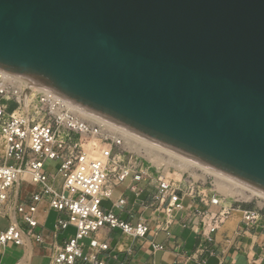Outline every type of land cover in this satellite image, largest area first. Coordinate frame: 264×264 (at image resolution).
<instances>
[{
	"label": "water",
	"instance_id": "obj_1",
	"mask_svg": "<svg viewBox=\"0 0 264 264\" xmlns=\"http://www.w3.org/2000/svg\"><path fill=\"white\" fill-rule=\"evenodd\" d=\"M0 70L264 194V0H0Z\"/></svg>",
	"mask_w": 264,
	"mask_h": 264
},
{
	"label": "built area",
	"instance_id": "obj_2",
	"mask_svg": "<svg viewBox=\"0 0 264 264\" xmlns=\"http://www.w3.org/2000/svg\"><path fill=\"white\" fill-rule=\"evenodd\" d=\"M84 112L56 94L0 70V216L8 221L0 232V245L24 246L25 237L37 244L44 242L36 217L37 206L44 200L61 215L56 220L59 231L74 229L63 245L53 247L49 264H105L97 256L108 251V244L98 238L105 229L143 239L156 222L169 235L174 225L187 226L184 217L190 208L186 196L199 200L191 213L200 217L204 236L215 233L235 210L240 211L244 226L261 221L260 211L240 204L213 212L210 207L219 206L224 197H209L197 182L181 195L161 177L144 206L151 211L148 217L139 216L130 224L112 210L104 211L102 202L112 201L116 188L128 182L127 189L139 197L144 190L138 184L149 181V176L125 149L115 125L95 116L87 119ZM21 182L37 187L29 203L18 202L11 195ZM126 204L120 197L112 208L122 212ZM262 230L264 234V224ZM86 240L89 252H84ZM152 247L163 250L161 244Z\"/></svg>",
	"mask_w": 264,
	"mask_h": 264
},
{
	"label": "crops",
	"instance_id": "obj_3",
	"mask_svg": "<svg viewBox=\"0 0 264 264\" xmlns=\"http://www.w3.org/2000/svg\"><path fill=\"white\" fill-rule=\"evenodd\" d=\"M134 161L149 176V181L138 184V188L144 191L136 197L127 189L128 182H125L115 189L112 201L105 200L101 204L104 211L112 210L121 221L130 224H135L139 216L148 217L151 214V211L144 206L150 200L154 191L153 186L160 177L167 181L160 169L146 160L144 161L147 164ZM192 182L200 184V188L204 189L209 197L215 195L203 179L195 181L192 177L191 180H184L183 175H180V178H171L169 184L177 188L179 194L186 195L189 184ZM23 186L24 189H22ZM36 191V186L21 182L13 189L11 195L14 199L16 197L18 202L29 203L30 197ZM120 197H124L127 201L122 212L112 208V202ZM104 202L109 206L105 207ZM198 202L197 198L185 197V204L190 208V213L184 217L187 226L176 224L171 228L169 235L160 231L156 222L151 223L150 231L143 239L131 238L122 234L120 230H102L98 238L108 244V251L98 252V259L104 260L105 264L119 262L124 264H264V248L262 247L264 211L262 208H256L260 211L261 221L254 225H242V215L240 211L235 210L215 233L204 236L201 234L200 217L191 213L199 204ZM237 205L233 201L222 198L220 205L210 207V210L219 212L223 207ZM60 216L49 209L46 200L39 203L36 217L44 242L37 244L31 238L25 237L24 246H15L11 243L0 245V264H43V261L49 264L53 247L63 245L74 233L73 228L65 231H59L56 228V220ZM51 217L52 222L49 223ZM5 220L6 223L0 227V232L7 228L8 221ZM153 244H161L163 250L154 251ZM86 245L84 252L91 251L88 249V240ZM77 264L84 263L77 262Z\"/></svg>",
	"mask_w": 264,
	"mask_h": 264
},
{
	"label": "bare ground",
	"instance_id": "obj_4",
	"mask_svg": "<svg viewBox=\"0 0 264 264\" xmlns=\"http://www.w3.org/2000/svg\"><path fill=\"white\" fill-rule=\"evenodd\" d=\"M83 117L92 119L94 116L90 113L84 112ZM113 127L122 134L124 138L123 146L128 152L136 153L137 156L147 160L157 169H162L165 172L168 170V168L173 167L183 173L189 172L191 167H197L201 169L204 174L215 177V191L227 199L234 201H248L252 197H257L264 200L263 193L249 186L229 178L211 168L197 164L147 139L139 137L138 135L116 126ZM245 193H247L248 196H246Z\"/></svg>",
	"mask_w": 264,
	"mask_h": 264
},
{
	"label": "rangeland",
	"instance_id": "obj_5",
	"mask_svg": "<svg viewBox=\"0 0 264 264\" xmlns=\"http://www.w3.org/2000/svg\"><path fill=\"white\" fill-rule=\"evenodd\" d=\"M10 110H11V108H10ZM1 149H2V146L0 144V164L2 163V152H1ZM130 156H133L134 160H136V161H141L143 164H147L146 163L147 160L144 161V159L139 157V156H137L136 153H130ZM160 171H161V173L163 175L166 176L168 183L170 182L171 178H173V179L180 178L179 175H183V179L184 180H188V179L191 180L192 177L195 179V181H197L199 179H203L206 182L207 186L210 188V190L214 194H216L217 196L224 197V196L220 195L218 192H216L215 189H214L215 177L211 176V175L204 174L202 172V170L197 168V167H191L189 172H183V173H181L179 170H177V169H175L173 167L168 168V170L165 171V172L162 169ZM22 189H24V186L22 187ZM245 195L248 196L247 193H245ZM225 200H230V199L225 198ZM230 201H233V202H235V204H240V205L248 207V208H262V210L264 211V200L259 199L257 197H252L248 201H242V200L241 201L230 200ZM104 206L108 207L109 204L104 202ZM51 222H52V217L49 220V223H51ZM5 223H6V220L0 216V227L5 225ZM42 263L46 264L45 261H43Z\"/></svg>",
	"mask_w": 264,
	"mask_h": 264
}]
</instances>
